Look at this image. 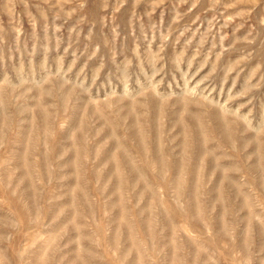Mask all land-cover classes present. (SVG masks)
Masks as SVG:
<instances>
[{"label": "rangeland", "instance_id": "374dc122", "mask_svg": "<svg viewBox=\"0 0 264 264\" xmlns=\"http://www.w3.org/2000/svg\"><path fill=\"white\" fill-rule=\"evenodd\" d=\"M0 264H264V0H0Z\"/></svg>", "mask_w": 264, "mask_h": 264}]
</instances>
